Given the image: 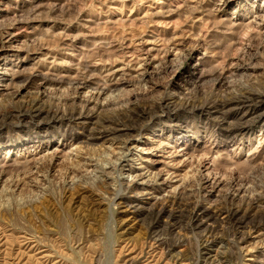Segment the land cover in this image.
<instances>
[{
	"label": "rangeland",
	"instance_id": "rangeland-1",
	"mask_svg": "<svg viewBox=\"0 0 264 264\" xmlns=\"http://www.w3.org/2000/svg\"><path fill=\"white\" fill-rule=\"evenodd\" d=\"M0 264H264V0H0Z\"/></svg>",
	"mask_w": 264,
	"mask_h": 264
},
{
	"label": "bare ground",
	"instance_id": "bare-ground-1",
	"mask_svg": "<svg viewBox=\"0 0 264 264\" xmlns=\"http://www.w3.org/2000/svg\"><path fill=\"white\" fill-rule=\"evenodd\" d=\"M136 60V59H135ZM138 61V60H137ZM142 64V63H141ZM118 67V66H117ZM116 67V68H117ZM119 68H121V67H119ZM122 69V68H121ZM120 70L117 68V70H113V71H110L111 72V74H114V73H112V72H119ZM107 73V72H106ZM105 73V74H106ZM119 75V74H118ZM82 85V84H81ZM84 86V85H83ZM263 103V102H262ZM134 141V140H133ZM126 146H128V149H127V153L125 152V156L124 157H126L127 155H131L133 152H135V147H134V145H132V146H130V145H126ZM127 148V147H126ZM142 180V176H141V174H139V176L137 177V179H136V181L138 182V181H141ZM133 209H134V207H132ZM141 209L139 208V206H136V210L135 211H140Z\"/></svg>",
	"mask_w": 264,
	"mask_h": 264
}]
</instances>
